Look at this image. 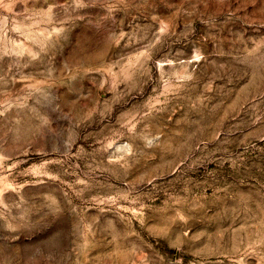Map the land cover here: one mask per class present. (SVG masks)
<instances>
[{"label":"rangeland","instance_id":"374dc122","mask_svg":"<svg viewBox=\"0 0 264 264\" xmlns=\"http://www.w3.org/2000/svg\"><path fill=\"white\" fill-rule=\"evenodd\" d=\"M0 264H264V0H0Z\"/></svg>","mask_w":264,"mask_h":264}]
</instances>
